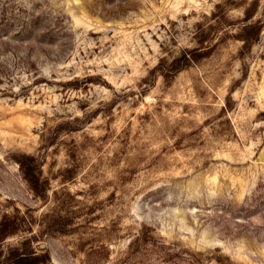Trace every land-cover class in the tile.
Here are the masks:
<instances>
[{
    "label": "rangeland",
    "instance_id": "rangeland-1",
    "mask_svg": "<svg viewBox=\"0 0 264 264\" xmlns=\"http://www.w3.org/2000/svg\"><path fill=\"white\" fill-rule=\"evenodd\" d=\"M22 256L264 264V0H0V264Z\"/></svg>",
    "mask_w": 264,
    "mask_h": 264
},
{
    "label": "trees",
    "instance_id": "trees-1",
    "mask_svg": "<svg viewBox=\"0 0 264 264\" xmlns=\"http://www.w3.org/2000/svg\"><path fill=\"white\" fill-rule=\"evenodd\" d=\"M192 57H194V56L190 55L189 52L188 53L185 52L182 56V58L185 59L186 61H190L192 59ZM28 173H31V171ZM31 177H32V175L27 176L28 180L33 181V178H31ZM4 235H8V234L5 233ZM17 264H38V263L36 261H34L33 258H27L26 256H22L19 260H17Z\"/></svg>",
    "mask_w": 264,
    "mask_h": 264
}]
</instances>
